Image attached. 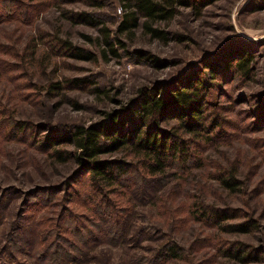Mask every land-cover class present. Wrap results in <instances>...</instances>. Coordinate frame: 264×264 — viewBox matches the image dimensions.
Listing matches in <instances>:
<instances>
[{
    "label": "rangeland",
    "instance_id": "rangeland-1",
    "mask_svg": "<svg viewBox=\"0 0 264 264\" xmlns=\"http://www.w3.org/2000/svg\"><path fill=\"white\" fill-rule=\"evenodd\" d=\"M71 11L101 22H74ZM123 12V0H0V264H158L154 254L168 239L177 241L182 255L164 264H264V0H214L200 14L180 6L172 17L151 21L165 38L142 23L118 32ZM101 26L121 41L114 43L116 55L103 43ZM41 33L95 58L60 53L42 42ZM140 50L162 63L142 58ZM238 50L250 56L247 75L233 67ZM212 61L219 69L210 79ZM193 72L215 82L207 95L219 114L214 139L200 151L192 141L187 145L190 160L201 159L194 167L173 166L147 184L138 168L128 187H116L110 201L119 198L130 212L120 211L118 202L111 206L125 218L118 241L109 243L103 231L112 217L86 188L87 175L36 140L48 131L47 122L61 129L95 122L134 99L139 88ZM77 78L85 80L74 84ZM55 80L63 88L48 92ZM19 120L31 125L24 134L9 125ZM126 154L102 156L135 163ZM233 170L240 183L229 191L218 178ZM200 202L226 207L231 217L219 223L201 218L194 209ZM240 222H248L247 230L225 227ZM91 224L88 236L82 227ZM240 246L242 258L235 254Z\"/></svg>",
    "mask_w": 264,
    "mask_h": 264
},
{
    "label": "trees",
    "instance_id": "trees-1",
    "mask_svg": "<svg viewBox=\"0 0 264 264\" xmlns=\"http://www.w3.org/2000/svg\"><path fill=\"white\" fill-rule=\"evenodd\" d=\"M214 0H123L125 12L117 26L118 32L131 30L142 23L153 36L165 38V32L151 25L152 20H165L177 13L180 6L190 8L195 14H200L203 7ZM69 17L72 21L90 25H98L101 20L90 13L83 11H71ZM143 19V20H141ZM103 43L116 55L115 42H121L118 38L111 36L105 26L100 27ZM48 34L41 33L43 43L54 45L60 53H68L74 58L93 60L95 53L72 45L71 42L57 37L47 38ZM50 41V42H49ZM60 42V43H59ZM142 58L150 60L154 65L162 61L155 55L139 51ZM233 67L241 74L247 75L250 71L248 62L250 56L243 50L233 53ZM230 66V64H229ZM208 77L215 78V72L219 69V63L212 61L208 65ZM85 78L73 79L74 84L80 83ZM212 80L202 78L195 72L188 75L184 80H176L168 83H158L152 86L141 87L137 96L126 102L120 109L104 112L103 118L89 124H71L64 128H56L47 122L46 133L36 141L42 149L48 150L51 156L59 161L73 160L79 165L78 174H86L85 181L87 189L99 197L104 204V213L111 215L110 230H104L105 237L109 243H116L122 234L123 216L118 217L114 211L116 203L120 200L110 201V194L117 193L116 187H128L132 181L133 173L140 168V179L143 183H149L153 176L159 177L167 174L168 168L181 166H196L201 159L197 154L193 161L190 159V142L197 144L200 151L207 142L214 139L210 134L219 125V114L213 112L212 104L207 99L209 87L214 85ZM63 88L59 80L50 81L47 91L54 93ZM175 120L168 127L161 125L163 121ZM9 122L24 134L31 125L24 121ZM207 122V124H205ZM23 131V132H22ZM35 136V133H31ZM40 143V144H39ZM71 144L72 149L60 147V145ZM126 151L131 155L135 163L130 160L107 158L102 155L114 151ZM136 164V165H135ZM184 166H182V165ZM141 171V172H140ZM172 174L176 171L172 170ZM220 185L229 191H236L240 183L236 172L227 171L226 175L220 173L218 178ZM123 195L122 193H119ZM120 203V211L127 212L128 205ZM112 206V207H111ZM128 207V208H127ZM122 209V210H121ZM195 213L201 218L219 223L230 216L226 207H218L211 203L200 202L195 204ZM130 212V210H129ZM129 212H127L129 214ZM114 213V214H111ZM123 213V212H121ZM121 218V219H120ZM248 222L225 224L229 229L245 231ZM91 226L82 227L88 230V236L92 234ZM101 229V228H100ZM149 230H152L149 229ZM154 230V229H153ZM81 231V230H80ZM146 231V230H144ZM80 233V232H79ZM87 236V237H88ZM182 247L172 239L165 240L156 250L154 256L164 264L167 261L180 258ZM245 248L240 246L235 252L240 256ZM233 254V255H235ZM56 262V260H54Z\"/></svg>",
    "mask_w": 264,
    "mask_h": 264
},
{
    "label": "built area",
    "instance_id": "built-area-1",
    "mask_svg": "<svg viewBox=\"0 0 264 264\" xmlns=\"http://www.w3.org/2000/svg\"><path fill=\"white\" fill-rule=\"evenodd\" d=\"M119 11H120V9H119Z\"/></svg>",
    "mask_w": 264,
    "mask_h": 264
}]
</instances>
